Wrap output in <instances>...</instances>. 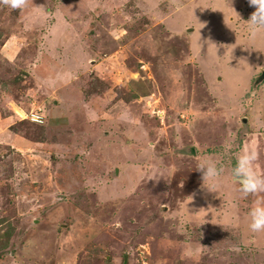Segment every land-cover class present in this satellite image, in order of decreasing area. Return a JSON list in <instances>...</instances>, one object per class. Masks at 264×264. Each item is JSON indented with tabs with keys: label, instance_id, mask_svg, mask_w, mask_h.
I'll use <instances>...</instances> for the list:
<instances>
[{
	"label": "rangeland",
	"instance_id": "obj_1",
	"mask_svg": "<svg viewBox=\"0 0 264 264\" xmlns=\"http://www.w3.org/2000/svg\"><path fill=\"white\" fill-rule=\"evenodd\" d=\"M254 11L0 0V264H264L246 215L264 192L243 196L232 178L245 150L264 175Z\"/></svg>",
	"mask_w": 264,
	"mask_h": 264
},
{
	"label": "clouds",
	"instance_id": "obj_2",
	"mask_svg": "<svg viewBox=\"0 0 264 264\" xmlns=\"http://www.w3.org/2000/svg\"><path fill=\"white\" fill-rule=\"evenodd\" d=\"M3 2L13 9H23L26 6V0H3ZM249 4L255 6V11L247 20V27L255 35L258 30L264 29V0H249ZM85 117L91 122L96 120L97 115L94 110L86 107ZM256 159L257 153L254 150L242 151L232 168V178L238 184V191L243 196L264 192V175L257 171ZM196 169L202 173V181H215L222 171L218 163L211 159L201 160ZM246 215L248 229L252 233L264 232V201H256Z\"/></svg>",
	"mask_w": 264,
	"mask_h": 264
},
{
	"label": "water",
	"instance_id": "obj_3",
	"mask_svg": "<svg viewBox=\"0 0 264 264\" xmlns=\"http://www.w3.org/2000/svg\"><path fill=\"white\" fill-rule=\"evenodd\" d=\"M261 78H264V72H263V75H261ZM192 151H194V148L192 149Z\"/></svg>",
	"mask_w": 264,
	"mask_h": 264
},
{
	"label": "trees",
	"instance_id": "obj_4",
	"mask_svg": "<svg viewBox=\"0 0 264 264\" xmlns=\"http://www.w3.org/2000/svg\"><path fill=\"white\" fill-rule=\"evenodd\" d=\"M3 244H4V246H5V245H7V244H8V242H5V243H3ZM3 244H2V246H3Z\"/></svg>",
	"mask_w": 264,
	"mask_h": 264
}]
</instances>
